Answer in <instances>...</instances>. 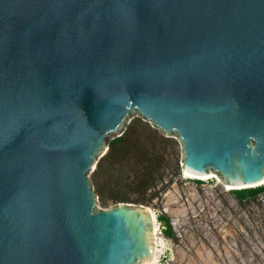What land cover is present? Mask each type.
<instances>
[{"label":"water","instance_id":"1","mask_svg":"<svg viewBox=\"0 0 264 264\" xmlns=\"http://www.w3.org/2000/svg\"><path fill=\"white\" fill-rule=\"evenodd\" d=\"M130 115L185 169L261 181L264 0H0V264L150 259V213L87 177Z\"/></svg>","mask_w":264,"mask_h":264},{"label":"rangeland","instance_id":"2","mask_svg":"<svg viewBox=\"0 0 264 264\" xmlns=\"http://www.w3.org/2000/svg\"><path fill=\"white\" fill-rule=\"evenodd\" d=\"M126 126L125 147H117L96 181L103 195L110 192L119 203L152 211L162 241L156 264H264V191L239 198L215 179H184L177 137L141 115H130L122 134ZM101 155L87 174L93 193L92 172ZM95 197L100 209L117 204Z\"/></svg>","mask_w":264,"mask_h":264},{"label":"trees","instance_id":"3","mask_svg":"<svg viewBox=\"0 0 264 264\" xmlns=\"http://www.w3.org/2000/svg\"><path fill=\"white\" fill-rule=\"evenodd\" d=\"M129 128L130 126H126V129L124 133L116 138H113L108 142V149L105 153V155L100 159V161L96 164V167L94 171L92 172V184L94 185V193L98 197L99 201L104 203L105 199L111 200L113 204L119 203L122 199L117 198L115 195L109 192V194L103 195L102 190L100 189V184H97L96 177L99 173L100 169L103 167V164H111V158L113 157V154L117 150V147H125L126 141H127V134H129ZM264 191L263 186H258L255 188H247V189H240V190H234V193L239 198L244 197H255L259 193ZM120 199V200H119ZM160 220H163V217L159 218Z\"/></svg>","mask_w":264,"mask_h":264},{"label":"bare ground","instance_id":"4","mask_svg":"<svg viewBox=\"0 0 264 264\" xmlns=\"http://www.w3.org/2000/svg\"><path fill=\"white\" fill-rule=\"evenodd\" d=\"M182 177L184 179H196V180H210V179H215L216 182L218 184H221L225 189L227 190H240V189H243V188H250V187H258L262 184H264V177L261 181L257 182V183H254V184H251V185H239L237 184L236 186L232 185V184H229V183H223L220 181L219 177L216 176L212 171H209V172H205L203 174H195L187 169L184 168V166H182ZM144 210L149 212L150 215H151V218H152V226H151V253H150V259L141 263V264H156L157 263V258H158V253L160 252V247L162 246V241H161V238L157 237V233H156V227L154 226V215L152 213V211L147 208V207H144Z\"/></svg>","mask_w":264,"mask_h":264}]
</instances>
